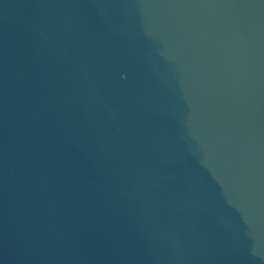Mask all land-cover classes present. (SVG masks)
Masks as SVG:
<instances>
[{
  "label": "water",
  "instance_id": "1",
  "mask_svg": "<svg viewBox=\"0 0 264 264\" xmlns=\"http://www.w3.org/2000/svg\"><path fill=\"white\" fill-rule=\"evenodd\" d=\"M0 264H264V0H0Z\"/></svg>",
  "mask_w": 264,
  "mask_h": 264
}]
</instances>
